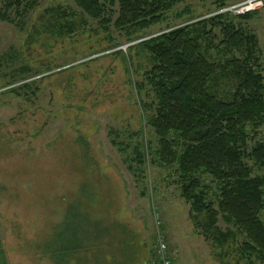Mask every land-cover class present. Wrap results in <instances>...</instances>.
<instances>
[{
	"label": "rangeland",
	"instance_id": "rangeland-1",
	"mask_svg": "<svg viewBox=\"0 0 264 264\" xmlns=\"http://www.w3.org/2000/svg\"><path fill=\"white\" fill-rule=\"evenodd\" d=\"M217 4L179 0L131 40L115 24L119 4L110 24L78 17L75 32H46L47 23L66 22L50 9L81 12L72 0H40L22 20L12 12L13 23L0 22V264H157L161 242L174 264H247L244 237L222 238L232 224L220 216L207 229V216L191 213L178 165L159 156L142 107L154 99L145 85L154 62L140 43L216 16ZM224 20L256 37L264 76V7ZM223 26L192 28L213 62H223ZM236 83L220 79L211 91L228 100ZM251 137L249 148L264 142V125ZM206 185L214 197L216 183Z\"/></svg>",
	"mask_w": 264,
	"mask_h": 264
},
{
	"label": "trees",
	"instance_id": "trees-1",
	"mask_svg": "<svg viewBox=\"0 0 264 264\" xmlns=\"http://www.w3.org/2000/svg\"><path fill=\"white\" fill-rule=\"evenodd\" d=\"M72 1L80 13L61 7L49 10L66 19L65 23H47L49 35L55 31H77L78 17L81 22L88 16L110 24L112 17L107 14L119 4L120 15L115 24L131 40L136 32L164 22L166 13L179 0ZM217 2V10L227 5V0ZM39 3L40 0H0V22L13 23L12 12L21 19ZM227 16L220 14L170 28L140 43L152 53L154 62L145 76V85L154 99L149 104L142 103V107L150 112L145 119L158 137L159 156L169 165H178L181 197L190 205L191 213L205 214L207 229L222 216L236 228L222 235L224 242L239 234L243 236L240 251L247 264H255V260L264 262V177L254 176L247 161L264 170V142L249 148L251 133L264 125V76L256 37L225 24ZM207 24L224 25L218 48L223 62L208 59L199 43L203 34L193 33L194 26ZM220 79L237 82L228 100L219 99L211 91V85ZM135 154L141 164L144 154L139 149H135ZM208 177L217 185V194L211 195L214 199L206 185ZM73 250L67 248L68 253Z\"/></svg>",
	"mask_w": 264,
	"mask_h": 264
},
{
	"label": "built area",
	"instance_id": "built-area-1",
	"mask_svg": "<svg viewBox=\"0 0 264 264\" xmlns=\"http://www.w3.org/2000/svg\"><path fill=\"white\" fill-rule=\"evenodd\" d=\"M264 7V0H244L235 5L226 7L225 9L215 13L218 14H231L233 16H244L252 12L261 10ZM157 264H174L173 259L168 251L165 242L159 243L156 248Z\"/></svg>",
	"mask_w": 264,
	"mask_h": 264
}]
</instances>
